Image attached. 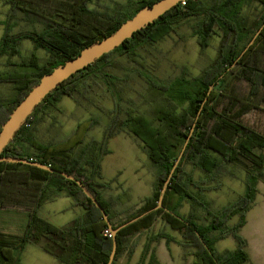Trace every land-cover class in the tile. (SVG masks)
Instances as JSON below:
<instances>
[{"label": "trees", "instance_id": "16d2710c", "mask_svg": "<svg viewBox=\"0 0 264 264\" xmlns=\"http://www.w3.org/2000/svg\"><path fill=\"white\" fill-rule=\"evenodd\" d=\"M1 1L9 6L10 11L6 21L0 23L3 26L0 57L17 56L20 44L29 41L35 49L43 50L48 60L40 66L31 59L10 74L0 73V83H12L15 90L9 103L0 98V129L13 109L44 75L76 57L84 48L109 36L138 11L159 0L130 2L115 14L105 16L87 8L91 0H64L63 4L61 0L68 16L62 22L55 21L52 13L48 16L45 9L38 11L39 1L40 7L55 10L58 8L57 0ZM35 2L38 4L36 7ZM183 3L135 33L122 46L64 81L34 110L7 145L2 157L37 162L57 173L23 164L0 163V207L20 208L27 214L21 235L0 234V264H20L19 255L27 245L38 247L59 264H107L113 241L112 237L104 235L108 230L106 223L80 188L58 172L80 181L106 213L111 228L117 230L156 207L160 191L192 128L165 192L163 208L116 233V252L111 264H116L118 257L129 250V241L133 237L150 230L157 219L177 231L182 241L177 242L164 233L151 234L138 264H159L151 245L161 240L166 245L176 243L182 247L184 257H192V264H249L247 241L241 237L240 231L246 225V215L256 198L258 183L264 184V130L245 125L241 117L252 109L264 112V0H184ZM253 4L260 10L250 21L243 11ZM18 14L23 21L31 25L38 23L42 29L11 34L10 21ZM190 20L194 21L191 24L192 35L202 52L208 48L211 38H219L216 58L192 80L184 77L183 73L171 83L158 81L145 70L146 63L139 56V51L156 45L170 33H175L180 24ZM251 41L253 44L249 46ZM115 55L137 67L135 72L133 70L123 76L110 74ZM132 74L145 83L146 95L141 97V103L152 106L151 118L129 104L126 92ZM102 85L117 98L113 97L111 117L99 141L92 140L81 148L82 142L79 141L69 150L59 151L54 145H43L36 140L34 124L49 110L57 109L63 97L78 104L84 100L93 105L90 93L95 86ZM218 85L220 89L216 90ZM123 104H127L129 109H125ZM99 124L100 120L92 117L87 121L89 129L86 130ZM119 130L136 139L157 173L152 195L135 211L122 214L114 212L118 205L114 199L103 198L102 193L108 187L99 183L102 159L109 154L108 142ZM229 166L244 171V194L237 201L214 211L204 195L211 188L202 185L218 183L226 173L232 175L227 170ZM187 167H190L189 171L185 170ZM196 172L202 179H195ZM62 195L80 207L83 214L66 226L56 227L41 218L38 211ZM116 200L119 201V197ZM184 202L192 209L186 218L179 215ZM194 209L203 211L207 225L197 223ZM233 218H237L236 223L227 226L226 223ZM227 238L234 240L235 249L217 253L216 243Z\"/></svg>", "mask_w": 264, "mask_h": 264}, {"label": "rangeland", "instance_id": "374dc122", "mask_svg": "<svg viewBox=\"0 0 264 264\" xmlns=\"http://www.w3.org/2000/svg\"><path fill=\"white\" fill-rule=\"evenodd\" d=\"M50 1V0H48ZM138 0H91L87 8L95 10L105 15H113L130 2ZM57 9L52 10L50 7H40L38 11H47V15L55 21H65L67 13L61 6V0H57ZM65 3L62 0V4ZM38 4L35 2V7ZM260 8L253 4L250 8L244 9V16L252 21L257 16ZM9 6L0 0V23L6 21L9 15ZM193 20L183 22L176 29L175 33H170L156 45L146 47V51H139V56L146 63V71L163 83H171L179 78L183 73L184 77L189 80L199 76L211 62L216 58L219 47V38L213 37L209 40V46L203 52L200 50L195 37L192 35L191 24ZM12 25L11 34H18L30 30L42 29L41 25L35 23L31 25L22 20L21 15H17L10 21ZM3 35V26L0 25V38ZM35 59L38 65H44L48 56L43 50L35 49L29 41H23L19 46V54L12 58L8 56L0 57V73L10 74L18 66L28 63ZM134 65L129 64L126 59L117 55L113 57V66L109 71L115 76H123L125 73L135 72ZM12 83H0V98L9 103L13 100L15 90ZM239 87V86H238ZM220 89V85L216 90ZM145 83L139 76L132 74L129 79L126 97L132 107L136 106L139 112L145 113L148 118L152 117L150 104L143 105L141 97L146 95ZM94 104L81 100L80 104L74 100L63 97L57 105V109H51L46 115H43L33 126V134L36 140L43 145H54L55 150H69L73 144L81 141L80 148L92 140L99 141L102 138L103 131L110 120V110L114 105L115 94L109 92L105 86H95L94 91L90 93ZM114 97V98H113ZM117 100V99H116ZM125 109H129L127 104H123ZM97 117L100 124L87 128V121L90 118ZM242 121L249 127L257 130H264V112L252 109L242 115ZM107 149L109 154L102 159L101 176L99 181L102 185H107L103 191V198L114 199L118 205L115 206V213L132 212L140 207L142 202L152 195L153 185L157 173L151 166L147 157L142 153L136 139L119 130V133L108 142ZM35 153L33 150H30ZM190 170V167L185 169ZM232 173H227L219 178L217 182H210L202 187L211 188L204 193L207 201L211 203L214 211L228 206L237 201L244 194L245 173L238 168L227 167ZM227 171V172H228ZM195 179H202L200 173L196 172ZM162 190V189H161ZM119 197V201L116 198ZM192 209L188 203H183L179 209V215L186 218ZM193 213L197 218L199 225H207L204 220V213L201 209H194ZM83 214L80 207L74 205L70 198L60 196L52 202L44 204L38 211V215L56 227L68 225L71 221ZM248 215V225L240 231L249 244V252L252 258L249 264H264V184L258 183L257 195L252 208ZM27 214L23 209L12 206L0 207V234L19 236L23 233L26 225ZM237 218L229 220L227 226L236 223ZM164 233L172 237L175 241H182L181 235L163 223L160 219L153 224L150 230L141 233L140 236L133 237L129 241V250L117 259L116 264H138L142 249L151 234ZM131 245H135L131 248ZM236 244L232 238L224 239L215 245L217 253L234 250ZM151 249L159 264H192V257H184L183 248L176 243L165 244L164 240L155 242ZM250 258V256H249ZM20 264H57L49 255L38 251L36 248L29 246L19 255Z\"/></svg>", "mask_w": 264, "mask_h": 264}, {"label": "water", "instance_id": "95a60500", "mask_svg": "<svg viewBox=\"0 0 264 264\" xmlns=\"http://www.w3.org/2000/svg\"><path fill=\"white\" fill-rule=\"evenodd\" d=\"M183 1L184 0H159L158 2L150 6L144 7L143 9L138 11L132 18L128 19L123 24H121L119 28L116 29L112 34H110L109 36H105L101 40L96 41L90 46L84 48L83 50L80 51V53L76 57L65 61L62 65H59L56 68H54L49 74L44 75L39 80V82L31 88V90L22 99V101L10 113L8 119L2 124L1 129H0V163L23 164V165L31 166L36 169L43 170L49 173H57L55 170L51 169L50 167L46 165H43L37 162L23 160V159L2 157V154L5 148L7 147V145H9L13 141L17 132L25 124L27 118L31 116L34 110L43 102V100L50 93H52L55 89H57L64 81H66L73 75L77 74L78 72L92 65L97 60H99L103 55H106L114 51L118 47L122 46L124 42L131 39L135 33L153 24L161 16H163L166 12L175 8L179 3ZM252 44H253V41L249 43V46H251ZM247 49L248 47L245 49V51ZM243 53L241 54V56L243 55ZM199 114H200V111L198 115ZM192 132H193V128L190 131V135L192 134ZM190 135L187 138V141L185 142L183 148L181 149V152L177 160L175 161L173 168L167 180L165 181L163 185L162 190L160 191L156 207L132 219L128 223L119 227L117 230H113L111 228V225H110V222L108 220L106 213L101 208L99 203L96 201L94 196H92V194L86 189L85 186L81 184L80 181L76 180L73 176L58 172L60 176L75 183L80 188L83 194L92 202L95 208L100 212L103 221L106 223L108 230L111 233V237L113 241L112 251L109 256V260L107 264H111L114 260V255L116 252V242H115L116 233L119 230L140 220L144 216L158 209L163 208L162 202H163L165 192L171 180L172 174L175 171L179 161L182 158V155L184 153V150L190 138Z\"/></svg>", "mask_w": 264, "mask_h": 264}, {"label": "crops", "instance_id": "0c3cea01", "mask_svg": "<svg viewBox=\"0 0 264 264\" xmlns=\"http://www.w3.org/2000/svg\"><path fill=\"white\" fill-rule=\"evenodd\" d=\"M1 37H2V35H1ZM1 39V38H0ZM1 74H5V72H2ZM255 201V200H254ZM252 208V207H251ZM249 213V212H248ZM247 213V214H248ZM248 222H249V220H248V215H246V225L244 226V227H246L247 225H248ZM29 246H32V247H34V248H36L38 251H40V252H42V253H44L42 250H40L38 247H36V246H33V245H27V246H25V248L22 250V252H24L25 250H26V248H28ZM247 251H248V254H249V256H250V260L252 261V258H251V255H250V252H249V244H248V242H247ZM46 254V253H45ZM48 255V254H47ZM51 257V256H50ZM51 258H53V257H51ZM54 259V258H53ZM55 260V259H54ZM56 261V260H55ZM57 262V261H56ZM57 264H59L58 262H57Z\"/></svg>", "mask_w": 264, "mask_h": 264}, {"label": "built area", "instance_id": "2783aa9c", "mask_svg": "<svg viewBox=\"0 0 264 264\" xmlns=\"http://www.w3.org/2000/svg\"><path fill=\"white\" fill-rule=\"evenodd\" d=\"M181 4H184L183 2H181ZM104 235L107 236V237H111V233L109 230H105L104 231Z\"/></svg>", "mask_w": 264, "mask_h": 264}]
</instances>
